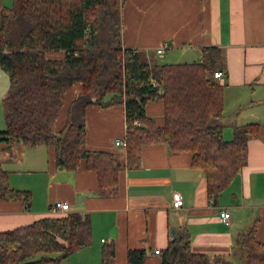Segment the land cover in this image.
<instances>
[{"label":"trees","instance_id":"obj_1","mask_svg":"<svg viewBox=\"0 0 264 264\" xmlns=\"http://www.w3.org/2000/svg\"><path fill=\"white\" fill-rule=\"evenodd\" d=\"M122 0H0V68L8 76L1 99L5 127L0 143L53 146L58 168L76 170L81 162L97 177V191L116 190L124 166L137 167L145 144L164 143L171 152L188 151L191 165L205 177L213 200L247 160V142L260 124L233 127L231 139L213 122L223 112V85L215 70L225 66L223 49L204 46L201 58L188 62H149L121 42ZM119 2V4H118ZM61 52L60 56L51 53ZM75 83L81 91L70 100L65 123L56 128L65 95ZM163 102L162 123L145 112L147 101ZM122 104L125 164L111 150L86 146L85 108ZM138 119L139 124L134 120ZM0 199L21 200L31 193L8 182L0 164ZM255 218L235 238L245 264H264V242L256 238ZM92 239L88 213L44 216L0 230V263L60 264ZM143 248H127L126 264H143ZM159 264H233L222 255L195 252L190 232L179 226L159 251ZM114 261L113 245L102 246L101 264Z\"/></svg>","mask_w":264,"mask_h":264},{"label":"crops","instance_id":"obj_2","mask_svg":"<svg viewBox=\"0 0 264 264\" xmlns=\"http://www.w3.org/2000/svg\"><path fill=\"white\" fill-rule=\"evenodd\" d=\"M120 20L122 46L142 50L149 62H157L153 54L162 43H168L165 52L173 62L200 59L204 46L223 49L224 74L218 78L223 112L215 122L225 139L232 138L235 125L260 124L258 136L247 142L245 164L213 200L206 192L203 171L191 165L190 152H171L164 143L145 144L139 165L124 166L115 192L101 194L96 174L83 162L76 170L58 168L53 146L0 143V164L8 171L9 184L31 193L27 207L21 200L0 199V230L44 216L86 212L91 243L60 264H101L104 245H113L112 264H126L131 247L145 250L143 264H159V251L167 246L171 229L184 226L193 251L222 255L235 264L244 257L235 238L255 218L256 238L264 242V0H122ZM7 87L8 76L0 68V130L5 127L1 99ZM74 89L80 92L81 85L67 90L56 128L65 123ZM145 112L161 124L162 100L147 101ZM85 128L88 148L114 151L125 164V147L113 144L116 137L124 138L122 104L88 105ZM175 192L183 199L179 208L172 206ZM57 200L66 201L68 209H55ZM222 209L228 211L227 219L220 216Z\"/></svg>","mask_w":264,"mask_h":264},{"label":"built area","instance_id":"obj_3","mask_svg":"<svg viewBox=\"0 0 264 264\" xmlns=\"http://www.w3.org/2000/svg\"><path fill=\"white\" fill-rule=\"evenodd\" d=\"M168 47V43H162L161 45L157 46L155 48V52L156 54L158 55H162L166 49ZM224 74L223 70H215L213 72V75L214 77H217V78H220L222 75ZM134 123L135 124H139V120L138 119H135L134 120ZM113 144L116 145V146H122V147H125L126 145V141L124 138H120V137H116L113 141ZM210 201H212L210 199ZM183 205V199H182V196L179 192H175L173 193V196H172V206L173 207H176V208H179ZM53 207L57 210H67L68 209V203L66 201H62V200H57L53 203ZM220 216L223 217L224 219H227L228 216H229V213L228 211L222 209L220 210ZM172 238V235L170 236V239ZM159 249H155L154 252H158Z\"/></svg>","mask_w":264,"mask_h":264},{"label":"rangeland","instance_id":"obj_4","mask_svg":"<svg viewBox=\"0 0 264 264\" xmlns=\"http://www.w3.org/2000/svg\"><path fill=\"white\" fill-rule=\"evenodd\" d=\"M12 1L13 0H4V3H5V5L6 6H11L12 5ZM116 2H117V0H116ZM118 4H119V2H118ZM139 52L140 53H142V55H143V52H142V50H139ZM154 55V58H155V60L157 61V62H173V61H169L168 59H167V53L166 52H164L163 53V56L161 57V56H158V55H156V54H153ZM176 62H180L179 60H176ZM77 93V90L76 89H74V94H76ZM216 121V119H213V122H215ZM216 123V122H215ZM118 159L119 160H122V157L121 156H119L118 157ZM242 260V262H240ZM0 264H4V263H0ZM6 264H12V263H6ZM235 264H245V257H242V259H241V257H239L238 259H237V261H236V263Z\"/></svg>","mask_w":264,"mask_h":264},{"label":"water","instance_id":"obj_5","mask_svg":"<svg viewBox=\"0 0 264 264\" xmlns=\"http://www.w3.org/2000/svg\"><path fill=\"white\" fill-rule=\"evenodd\" d=\"M171 233H174V229H171Z\"/></svg>","mask_w":264,"mask_h":264}]
</instances>
